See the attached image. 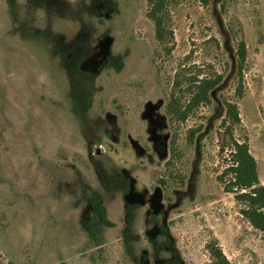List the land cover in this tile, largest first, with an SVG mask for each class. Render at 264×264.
<instances>
[{
  "label": "rangeland",
  "instance_id": "374dc122",
  "mask_svg": "<svg viewBox=\"0 0 264 264\" xmlns=\"http://www.w3.org/2000/svg\"><path fill=\"white\" fill-rule=\"evenodd\" d=\"M151 8L0 0V264H214V249L264 264L225 173L247 143L264 186V0H166L161 40ZM204 80L210 101L190 104ZM93 192L111 223L100 247Z\"/></svg>",
  "mask_w": 264,
  "mask_h": 264
},
{
  "label": "trees",
  "instance_id": "16d2710c",
  "mask_svg": "<svg viewBox=\"0 0 264 264\" xmlns=\"http://www.w3.org/2000/svg\"><path fill=\"white\" fill-rule=\"evenodd\" d=\"M152 4L149 13L150 18L154 21L156 27V37L161 40L165 36V23L167 19L166 0H150ZM247 50L244 41H241L238 50L237 58L240 72L243 71L246 62ZM96 75H86L82 79L77 80L78 92L82 91L81 99L85 105L90 104V99L87 91V85L92 83ZM218 82L204 80L196 86L190 104L208 103L210 101V91L217 86ZM186 115L182 117L185 118ZM227 117L232 123H240L238 107L234 104L227 103ZM235 150L232 152L231 166L226 169V174H234L232 182H230V190L237 189L240 193L237 195V200L246 203L243 210V215L250 221V223L260 231L264 232V186L259 182L257 175V165L254 157L249 152L247 143L234 142ZM224 148V147H223ZM244 193H241L242 191ZM87 203L90 206L93 216L86 222V229L89 237L96 247L102 245L104 230L110 227L111 223L107 217V210L104 205L101 195L93 192L87 198ZM212 255L216 262L214 264H229L223 253L219 249L212 250Z\"/></svg>",
  "mask_w": 264,
  "mask_h": 264
}]
</instances>
